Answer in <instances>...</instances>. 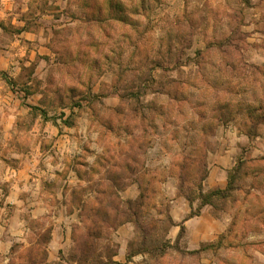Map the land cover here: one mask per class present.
Masks as SVG:
<instances>
[{
	"label": "rangeland",
	"instance_id": "obj_1",
	"mask_svg": "<svg viewBox=\"0 0 264 264\" xmlns=\"http://www.w3.org/2000/svg\"><path fill=\"white\" fill-rule=\"evenodd\" d=\"M93 4L100 8L98 21L90 16ZM68 6L52 28V62L42 65L40 77L25 86L27 94L19 99V105L28 106L36 95L38 107L11 129L9 150L33 153L40 134L45 174L48 163L61 165L63 149L85 155L102 150L90 174L81 160H68L67 166H77L81 183L61 192L78 222L73 224L71 250L55 263L81 264L98 189L112 187L106 196L112 207L117 204L114 188L124 189L136 176L142 184L176 182L191 197V187L204 179L210 155L220 147L217 138L229 129L245 134L252 127L256 133L264 123V65L247 63L264 59V32L259 31L264 29V6L261 0H69ZM34 68L23 76L30 77ZM38 116L41 129L34 127ZM83 137L87 144L81 143ZM127 155L134 163L122 161ZM19 162L12 159L10 167ZM58 174L48 190L61 195L66 175ZM242 174L239 166L231 191L212 199L217 213L239 214L249 199V192L239 189L262 187ZM255 198L254 205H261L262 199ZM139 206L140 201L123 203V209L130 207L136 214ZM260 210L252 208L249 215ZM104 211L107 215L101 212L99 217L113 228V214ZM102 227L103 241L95 240L88 253L101 257L97 263H110L115 245L108 239L110 229ZM48 239V231L38 238L43 260ZM19 251L15 246L13 252ZM25 258L18 264H25Z\"/></svg>",
	"mask_w": 264,
	"mask_h": 264
},
{
	"label": "crops",
	"instance_id": "obj_2",
	"mask_svg": "<svg viewBox=\"0 0 264 264\" xmlns=\"http://www.w3.org/2000/svg\"><path fill=\"white\" fill-rule=\"evenodd\" d=\"M68 2L0 0V264H18L19 258L22 261L30 251L41 253L38 238L46 231L49 239L43 246L45 262L55 263L61 255H68L73 224L78 221L77 212L69 211V202L62 200L61 192L71 184V190L75 189L81 181L77 166L69 167L67 162L81 160L84 172L90 174L97 158L102 156V150L85 155L83 150L75 154L63 149L61 165L48 163L49 174H45L41 171L40 134L33 153L24 155L9 150L11 129L38 107L36 95L28 106L19 105V99L23 101L27 94L25 86L40 77L42 65L52 62V28L59 17L67 14ZM261 42L264 48V41ZM247 63L261 66L264 59L256 57ZM30 67H35L33 73L25 78L24 71ZM34 124L35 129H41L40 116ZM46 126L52 134L51 125ZM83 138L81 143L85 144L87 139ZM217 139L220 147L210 155L200 188L191 187V198L179 191L176 182L170 181L154 184L136 181L124 189L114 188L118 193L117 213L121 216L124 212L128 218L121 222L118 217L120 224L110 229L108 239L115 245V252L111 262L105 264H264V123L253 135L229 129ZM12 159L20 160L15 168L10 167ZM239 166L243 178L253 180L254 185L262 184L260 189L253 186L239 189L249 192L239 214L217 213L214 201L202 205V195L226 190L229 178ZM58 173L66 175L59 189L61 195L48 190L57 183ZM256 195L262 199L261 205H254ZM137 201H140L138 214L128 207L123 209V203ZM252 208L262 210L249 215ZM113 212L115 215L116 207ZM93 213L92 221L104 223L100 215ZM251 224L255 227L251 228ZM99 239L103 241L104 236ZM17 245L20 253L13 252ZM19 255L22 257L18 258Z\"/></svg>",
	"mask_w": 264,
	"mask_h": 264
},
{
	"label": "trees",
	"instance_id": "obj_3",
	"mask_svg": "<svg viewBox=\"0 0 264 264\" xmlns=\"http://www.w3.org/2000/svg\"><path fill=\"white\" fill-rule=\"evenodd\" d=\"M112 1L113 0H108V3L109 4H112ZM87 5H88V3H87ZM91 11H93V13L90 14L92 20H94V21L100 20V16L101 15H100V8L98 7V5L93 4V8L91 9ZM145 92H146V90L144 91V93ZM139 96H140L139 94H136V97H139ZM262 117L264 118V112H263ZM246 133L249 134V135H253L255 132H254V129L252 127H250ZM128 157H130V156L127 155V157L126 156L123 157L122 158V161L127 160V161H130V162L134 163V159L128 158ZM114 167H120V166L114 165ZM118 173H120V171L117 172V173L114 172V175L115 174H118ZM235 173H236V171H235ZM234 174L231 175V177L229 178V183H228V186H227V188H226L225 191H222V192L221 191H216V192L207 193V194L202 195L201 196L202 197V205L210 204L211 202L213 203V200L212 199L214 197L215 198H220V199L224 198L225 197V194L227 192L231 191V189H232V185L231 184H232V182L234 180V177H233ZM195 180H197V179H194L193 181H195ZM202 180H203V178H199L198 181H197V183L195 182L194 185L197 188H200V185H201V181ZM131 181L134 183L136 181H141V180H139L138 177L136 176V177L132 178ZM110 192H112V187L111 188L104 187L103 190H99V191L96 192L97 198L95 200V206H96V208L94 209V212L98 216V215L104 214L105 213L104 210L106 209V210H109L110 211L109 212L110 214H113L114 215L113 210H114V207H116V212H115V215H114L117 218L116 219V223L115 222L114 223L111 222L112 226L115 227L116 225H119L120 224L118 222V217L121 218L120 219L121 222L122 221H125L128 217L125 216L123 213H122L121 216H119V213H117L118 212L117 209L119 207V205H118L119 202H118L117 195H116L117 204H115V206L113 205V207H112V206H110L107 203L106 196H110ZM116 193H117V191H116ZM189 198H191V197H189ZM128 210H131V208L129 207ZM101 212H104V213L100 214ZM105 215H107V214L105 213ZM108 218H110V217H108ZM109 224L110 223H109L108 220H107V222L100 223V225L97 223V220L96 221L93 220V221H90L89 222L88 227L86 228V231H85V238H86V244H87L86 247L87 248H84V250L82 252H80V257H79V261L81 262V264H105L103 262L97 263L98 260H100V261L102 260L101 257L96 256L94 258V255H93V257H91L92 254L90 255V253H88L89 252L88 250L89 249H94V247H95V240H97V239H99L100 237L103 236V233H102L103 227L101 228V225H103V226L104 225H107L106 228H107V231H108L109 229H111V226H108ZM39 257H42V258L37 261V259ZM25 259H26L25 264H47L45 262V259L43 260V254L42 253H38L37 250L30 251L29 254L26 256ZM55 264H61V263H55Z\"/></svg>",
	"mask_w": 264,
	"mask_h": 264
}]
</instances>
